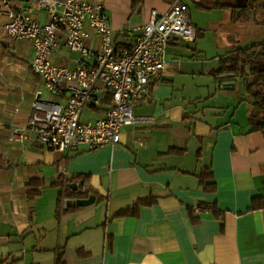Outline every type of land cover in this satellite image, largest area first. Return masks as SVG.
Masks as SVG:
<instances>
[{
	"label": "crops",
	"instance_id": "0c3cea01",
	"mask_svg": "<svg viewBox=\"0 0 264 264\" xmlns=\"http://www.w3.org/2000/svg\"><path fill=\"white\" fill-rule=\"evenodd\" d=\"M88 1L103 5L115 32L146 23L151 9H168L165 0ZM182 1L196 37L191 47L168 42L166 58L178 64L133 107L151 120L123 126L112 147L68 151L44 147L31 130L9 138L27 125L35 98L63 103L65 92L44 96L30 67V41L7 34L0 6V264H55L58 257L62 264H264V129L253 126L241 81L216 73L228 45L208 48L205 40L223 9L232 22L230 7L250 0H219L229 8L208 10L195 6L199 0ZM32 16L45 20L43 12ZM247 20L260 35L240 37L236 28L233 47L264 41V9L235 21ZM188 48L193 56L180 59ZM74 56L61 38L51 59L71 66ZM86 109L94 117L83 120ZM102 115L85 107L80 119ZM68 180L88 191L58 205Z\"/></svg>",
	"mask_w": 264,
	"mask_h": 264
},
{
	"label": "built area",
	"instance_id": "2783aa9c",
	"mask_svg": "<svg viewBox=\"0 0 264 264\" xmlns=\"http://www.w3.org/2000/svg\"><path fill=\"white\" fill-rule=\"evenodd\" d=\"M0 0L5 9L4 29L13 39L30 41L31 70L51 95L64 90L63 103L35 98L27 125L14 127L10 140H19L26 130L36 133L37 141L56 151H68L79 144L87 149L113 146L123 126L150 121L136 115L133 107L146 102L151 88L169 71L166 46L172 38L193 41L195 27L187 18L182 0H168V9L149 12L146 23L113 30L99 2L88 0ZM33 12H43L38 21ZM136 32L131 43L122 38ZM96 38V44L86 41ZM75 56L72 65L55 64L51 55L60 39ZM85 107L101 108L94 121L80 119ZM198 210V208H195Z\"/></svg>",
	"mask_w": 264,
	"mask_h": 264
},
{
	"label": "trees",
	"instance_id": "16d2710c",
	"mask_svg": "<svg viewBox=\"0 0 264 264\" xmlns=\"http://www.w3.org/2000/svg\"><path fill=\"white\" fill-rule=\"evenodd\" d=\"M139 0H133L135 6ZM168 2V0H165ZM187 6V5H186ZM195 6L204 10L213 8H229V5L219 0H199ZM188 9V8H187ZM232 21L248 18L257 9H264V0H250L244 5L230 7ZM196 37V35H195ZM218 74H224L225 80L232 81L239 78L244 92L252 107L255 118L262 120L261 123L253 121L254 128L264 129V41L253 43L245 47H232L219 60ZM100 109H103L101 107ZM73 180H68L63 190L58 195V205L62 197L78 198L83 197L87 191L79 185L80 190H72L70 184ZM200 181L202 178L200 177ZM62 184V183H61ZM200 206V205H199ZM126 212V211H125ZM55 264H62L59 257Z\"/></svg>",
	"mask_w": 264,
	"mask_h": 264
},
{
	"label": "rangeland",
	"instance_id": "374dc122",
	"mask_svg": "<svg viewBox=\"0 0 264 264\" xmlns=\"http://www.w3.org/2000/svg\"><path fill=\"white\" fill-rule=\"evenodd\" d=\"M190 8H191V10H194L193 6L190 7ZM223 11L226 12L225 15H219L218 18H217L216 23H213L212 28H208L207 29L208 31H206L205 40L207 42V47L208 48H213L214 47V45H213L214 41L217 44L219 43V44L223 45V46H221L222 49H224L226 44L228 45L227 46L228 49L232 48L234 45H238V44H235V42H234L235 37H234V34H233V32H234V30L236 28H238L237 31H238V34H239L240 37L248 36L251 33V36L255 39L258 35H260V32L258 30L254 29L252 31L249 28L248 24H251V23H249V20H247V23L245 21H237V22L236 21H232L231 22L229 17H228V13H227V12H229V10L223 9ZM260 13L263 14L262 12H259V14ZM238 22H240V23H238ZM251 26H252V24H251ZM226 33H228V34L226 35ZM221 37L223 38L225 43H221ZM181 42H183L182 44L184 46L191 47V43H189L191 41L183 40ZM249 43H251V42H249ZM188 50H189L188 54H185V55L182 54V56H180L179 58L183 59V60H188L189 57H192L193 55H190L191 49L188 48ZM183 53H187V52H183ZM196 57H198V56H196ZM212 57H213V55L210 54V52H207L205 60L210 61ZM211 62L213 63L215 61H211ZM215 65H217V61L215 62ZM236 82L239 85L240 84V79L236 78ZM47 94H48V92L46 91V89H44V96H46ZM92 117H94L93 113H91V111L90 112L87 111V109H86V110L83 111L81 119L86 120V119L92 118Z\"/></svg>",
	"mask_w": 264,
	"mask_h": 264
},
{
	"label": "water",
	"instance_id": "95a60500",
	"mask_svg": "<svg viewBox=\"0 0 264 264\" xmlns=\"http://www.w3.org/2000/svg\"><path fill=\"white\" fill-rule=\"evenodd\" d=\"M227 85H228L227 87H231V88L233 87V83H228ZM252 115H253V117H255V113H252ZM255 122L261 123L262 120L259 119V118H256ZM70 187H71L72 190H76L77 189V186H76L75 183H71ZM90 201H91L90 199H87V200H81L80 202H81V204H87ZM64 202H65L66 205H71L72 204V198L65 199Z\"/></svg>",
	"mask_w": 264,
	"mask_h": 264
}]
</instances>
